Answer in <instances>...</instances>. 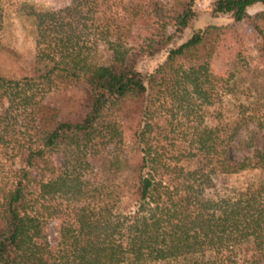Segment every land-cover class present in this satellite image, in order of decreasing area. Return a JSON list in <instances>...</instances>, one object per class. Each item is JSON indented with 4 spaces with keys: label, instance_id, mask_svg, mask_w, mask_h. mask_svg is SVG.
<instances>
[{
    "label": "trees",
    "instance_id": "16d2710c",
    "mask_svg": "<svg viewBox=\"0 0 264 264\" xmlns=\"http://www.w3.org/2000/svg\"><path fill=\"white\" fill-rule=\"evenodd\" d=\"M28 1L26 54L3 41L0 2V264H264V65L237 50L212 70L231 24L208 21L142 74L189 0ZM146 13L157 37L129 44ZM210 14L246 20L264 59V0Z\"/></svg>",
    "mask_w": 264,
    "mask_h": 264
},
{
    "label": "rangeland",
    "instance_id": "374dc122",
    "mask_svg": "<svg viewBox=\"0 0 264 264\" xmlns=\"http://www.w3.org/2000/svg\"><path fill=\"white\" fill-rule=\"evenodd\" d=\"M25 0H0L1 13L3 16V34L2 39L11 47L17 49L24 54L31 52L33 46L32 33L30 27V20L19 15L16 8L20 2ZM158 1L162 5H168L170 0H149ZM193 17L190 19L188 25L180 31L169 30L172 34L170 40L165 47L158 53L153 55L141 54L136 60L135 68L142 74H146L153 70V68L164 58L166 50L170 47L176 46L188 38L193 31L202 27L210 20L217 23H230V27L225 39L221 42L217 55L212 61V70L215 73L221 74L226 63L231 59L233 54L238 50L245 61L252 67H263L264 59L259 49V41L256 37L254 29L248 24L246 20L240 22H232L230 14H219L216 17H211L210 7L213 0H189ZM35 10L37 9H57L66 4L69 0H29L28 1ZM262 6L254 5L248 8L249 13L261 9ZM156 23L149 14L141 15L134 22L130 34L128 36V43L131 45L140 44L145 38L152 37L153 32L157 31ZM165 34L166 31H165ZM235 176H230V181L235 180ZM241 180V178H240ZM55 225L54 220L49 221L46 227V235L49 243L55 240Z\"/></svg>",
    "mask_w": 264,
    "mask_h": 264
}]
</instances>
